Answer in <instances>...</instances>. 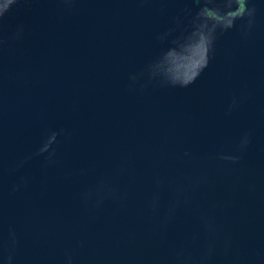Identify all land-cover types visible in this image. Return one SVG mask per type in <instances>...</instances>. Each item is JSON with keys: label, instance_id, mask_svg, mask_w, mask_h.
Returning a JSON list of instances; mask_svg holds the SVG:
<instances>
[{"label": "water", "instance_id": "1", "mask_svg": "<svg viewBox=\"0 0 264 264\" xmlns=\"http://www.w3.org/2000/svg\"><path fill=\"white\" fill-rule=\"evenodd\" d=\"M246 6L229 28L237 0L0 12V264H264V0ZM198 24L215 40L181 87Z\"/></svg>", "mask_w": 264, "mask_h": 264}, {"label": "clouds", "instance_id": "2", "mask_svg": "<svg viewBox=\"0 0 264 264\" xmlns=\"http://www.w3.org/2000/svg\"><path fill=\"white\" fill-rule=\"evenodd\" d=\"M237 4H238V10L235 12H231L229 13V15L223 25V28H229L232 27L233 22L236 18H240L243 15H247L249 17H251L255 11L254 8H247V0H237ZM9 7H6L4 10L8 9ZM213 16V10L210 8H203L201 9L198 13H197V17L198 18H209ZM216 19H221L220 16H217ZM192 34H196V33H200L201 38L204 39L207 43V54L205 57H203L201 59V61L199 62V66H193V69L191 71V74L187 77V78H178V77H172L173 83L174 84H179L181 87H186L188 84L192 83L195 78L200 74V72L203 70L204 67L207 66V58H208V53L210 52V50L212 49L214 40H215V35L214 33L209 30L207 32V34L205 35V25L204 24H198L195 26L194 30L191 32ZM173 50H170L169 52L164 54V59L165 61H168V57L170 55V53H172Z\"/></svg>", "mask_w": 264, "mask_h": 264}, {"label": "snow or ice", "instance_id": "3", "mask_svg": "<svg viewBox=\"0 0 264 264\" xmlns=\"http://www.w3.org/2000/svg\"><path fill=\"white\" fill-rule=\"evenodd\" d=\"M12 0H0V12H2Z\"/></svg>", "mask_w": 264, "mask_h": 264}]
</instances>
